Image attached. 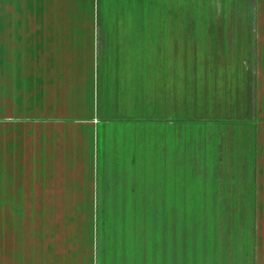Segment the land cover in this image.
Masks as SVG:
<instances>
[{
  "label": "rangeland",
  "instance_id": "1",
  "mask_svg": "<svg viewBox=\"0 0 264 264\" xmlns=\"http://www.w3.org/2000/svg\"><path fill=\"white\" fill-rule=\"evenodd\" d=\"M131 7L135 12L128 10ZM90 8L99 27L150 29L153 38L163 28L185 31L192 22L189 16L197 11L236 16L264 11V0H92ZM3 53L6 59L15 57L13 51ZM144 53L150 59L149 80L145 79L143 95H136L135 108L122 97L124 90L129 96L139 94L141 78L131 81L129 75V88L117 84L113 96L121 106L115 108L119 119L104 117L107 122L94 132L90 149H84L91 157L88 165L93 176L87 189L92 204L81 216L72 211L73 219L78 213L85 221L83 247H90L93 264H264V210L213 211L203 205L210 203L206 195L221 197L230 189H251L247 193H260L258 199L261 196L264 201V92L255 99V93L251 94L250 107L244 108L246 100H234V91L225 90L223 84L224 77L243 69L232 60L244 58L252 65L248 69L263 72L264 51ZM207 58L224 61L212 64ZM163 59L176 62V77L182 78V92L174 100L162 95L164 76L171 80L175 70L169 66L165 70L159 63ZM255 62L260 68L253 66ZM260 80L263 87L264 80ZM99 83L95 75L89 103L93 109ZM10 92L9 99L0 93V115L4 121L15 118L13 126L18 127L14 89ZM240 104L243 108L237 107ZM11 144L7 143L6 158L0 162L2 171L13 173L10 180L2 178V197L6 192L13 196L14 176L21 169L20 148L13 154ZM244 172L256 173V178L243 179ZM1 199L0 250L9 254L15 246L11 220L16 212L5 215Z\"/></svg>",
  "mask_w": 264,
  "mask_h": 264
},
{
  "label": "crops",
  "instance_id": "2",
  "mask_svg": "<svg viewBox=\"0 0 264 264\" xmlns=\"http://www.w3.org/2000/svg\"><path fill=\"white\" fill-rule=\"evenodd\" d=\"M91 4L92 0H0V93L9 99L14 89V108L20 116L17 127L13 126L15 118L4 121L0 115V162L6 158L7 143H12L13 154L20 148L21 167L14 176L13 196L6 192L8 183L3 197L0 193V199L5 200L4 214L16 212L11 220L15 246L9 254L0 250V264H93L90 247H83L87 230L80 219L92 204L87 189L93 176L88 165L91 157L84 149H90L94 132L107 122L106 116L119 119L115 108L121 106L113 96L117 84L129 88V75L131 81L135 76L141 78L139 94L129 96L124 90L122 97L135 108V97L143 95L145 79L149 80L150 59L145 58V51H264V11L236 16L197 11L189 16L192 22L185 31L163 28L151 38L150 29L99 27ZM233 19L239 21L231 23ZM155 41L157 48L152 45ZM7 51L15 52L13 60L4 58ZM220 60L224 61L207 58L212 64ZM232 61L243 69L233 77H224V88L234 91V100L245 99L244 108L250 107L251 94L255 93V99L264 92V86L260 87L264 71L248 69L252 65L244 58ZM256 62L253 66L260 68ZM159 63L165 70L175 67L171 80L165 75L164 85L161 83L164 98L174 100L182 92V78L176 77L177 65H173L176 62L170 65L163 59ZM95 75L100 95L93 109L89 103ZM1 100L0 96V105ZM1 168L0 189L2 178L7 181L13 176ZM255 174L244 172L241 178H256ZM249 190L230 189L221 197L212 193L206 195L211 197L210 203L203 205H210L208 209L213 211H263L260 193H247ZM72 211L80 216L74 213L73 219Z\"/></svg>",
  "mask_w": 264,
  "mask_h": 264
}]
</instances>
